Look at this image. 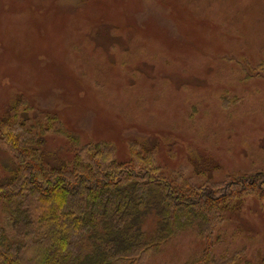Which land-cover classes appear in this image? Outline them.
<instances>
[{
	"label": "rangeland",
	"instance_id": "rangeland-1",
	"mask_svg": "<svg viewBox=\"0 0 264 264\" xmlns=\"http://www.w3.org/2000/svg\"><path fill=\"white\" fill-rule=\"evenodd\" d=\"M14 106L17 136L48 122L56 164L73 154L67 131L78 145L111 144L122 161L149 150L197 184L259 183L264 0H0V120L18 121ZM3 133L0 180L13 164ZM239 201L214 255L246 244V260L264 264V198ZM201 245L186 230L141 264H182Z\"/></svg>",
	"mask_w": 264,
	"mask_h": 264
},
{
	"label": "trees",
	"instance_id": "trees-1",
	"mask_svg": "<svg viewBox=\"0 0 264 264\" xmlns=\"http://www.w3.org/2000/svg\"><path fill=\"white\" fill-rule=\"evenodd\" d=\"M11 112L18 121L0 120L13 156L0 180V264H141L186 230L202 245L182 264H251L246 244L219 255L214 247L224 243L220 224L241 194L264 198V176L197 184L163 170L149 150L122 161L111 144L78 145L67 131L73 154L56 164L44 150L48 122L17 136L21 116L16 106Z\"/></svg>",
	"mask_w": 264,
	"mask_h": 264
}]
</instances>
